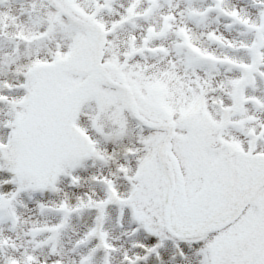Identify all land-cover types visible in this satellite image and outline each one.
<instances>
[{
  "label": "snow or ice",
  "instance_id": "6c2138e0",
  "mask_svg": "<svg viewBox=\"0 0 264 264\" xmlns=\"http://www.w3.org/2000/svg\"><path fill=\"white\" fill-rule=\"evenodd\" d=\"M0 264H264V0H0Z\"/></svg>",
  "mask_w": 264,
  "mask_h": 264
}]
</instances>
